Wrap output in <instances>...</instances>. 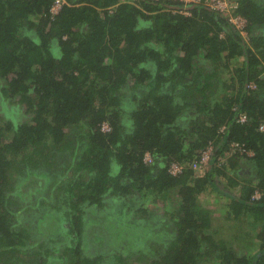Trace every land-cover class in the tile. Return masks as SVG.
<instances>
[{
	"label": "trees",
	"instance_id": "trees-1",
	"mask_svg": "<svg viewBox=\"0 0 264 264\" xmlns=\"http://www.w3.org/2000/svg\"><path fill=\"white\" fill-rule=\"evenodd\" d=\"M54 2L0 0V264H264V0L235 1L247 41L203 5Z\"/></svg>",
	"mask_w": 264,
	"mask_h": 264
},
{
	"label": "rangeland",
	"instance_id": "rangeland-1",
	"mask_svg": "<svg viewBox=\"0 0 264 264\" xmlns=\"http://www.w3.org/2000/svg\"><path fill=\"white\" fill-rule=\"evenodd\" d=\"M199 61V60H198ZM200 61H202L203 62V60L201 59ZM224 78H225V76H224ZM60 160H61V158H60ZM66 179H67V177H66ZM215 195V193L214 192H211V191H206V192H203L201 195H200V198H199V201H200V203L203 205V206H206L207 208H209V209H213L215 206L216 207H218L219 208V205H217V204H213V200H211V199H213L212 197ZM217 195H215L214 196V198L216 197ZM56 199H58V197H56L55 199H52V200H48V201H53V200H56ZM169 203V201H165V202H162V200H157V201H154L153 200V198H149V199H146V200H144L143 201V203L141 204V203H137L139 206H140V208L138 209V210H142L143 212L142 213H138V212H136L135 214H132L131 216H130V218H129V221H139V222H141L143 225H145V226H150L151 227V230L153 229V230H156V232L155 231H153L155 234H157L158 233V231H159V229L158 228H161L162 229V225H161V222H160V218H162V217H164L165 215H164V212L166 211V206H167V204ZM225 203H226V201L225 200H223V201H221V204L222 205H225ZM109 208H110V205H109V203H108V199L106 198L105 199V211H108L109 210ZM222 211L223 210H219V212L218 211H216L215 213H213V217H212V219H213V221H215V219H218V220H220V222H221V225H222V227H221V232L222 233H224V234H227V232L229 231V226H233V223H231V222H229V223H226V221H222L223 219L221 218V216H222ZM218 220H217V222H218ZM43 221H44V218H43ZM219 222V223H220ZM218 223V224H219ZM41 225H43V223H40ZM51 224H53V222L51 223ZM41 225H39V226H35V227H37V228H40L41 229ZM142 232V231H141ZM63 234V233H62ZM125 235V234H124ZM123 236V235H122ZM154 238H156V239H158L155 235H154ZM40 239H42L40 236H36L35 238H34V242H32V240H31V244H33V246L34 245H36V243L38 242V240L39 241H42V242H44V238H43V240H40ZM65 242H66V240H65ZM65 242H62V244H64ZM149 242H152L151 244H150V246H147L146 248L145 247H143L142 245H141V247H139L137 250H152V248L153 247H156V245L157 246H160V245H162V242H161V240L160 241H158V242H153V241H150V240H148V241H146L145 243L147 244V243H149ZM142 243V242H141ZM30 244V243H29ZM153 247H152V246ZM32 246V247H33ZM64 247L65 246H68L69 248H70V246L69 245H63ZM98 249H100V245L97 247ZM38 249V248H37ZM132 250H135V249H132ZM41 251H43L44 252V250H32V252H34L35 254H32L33 256L32 257H34L35 259L34 260H37V259H39L40 258V256L37 254V253H41ZM64 251H69V250H63V249H61V250H57V252H59V253H57V254H55L54 256H58V257H60L61 258V261H62V264H70L71 263V261H72V257H71V254L74 256V254H73V252L70 254V252H64ZM139 257V258H138ZM138 257H136V256H133V258H130L129 260H128V263L129 264H146V263H148V259H147V257H141V256H138ZM110 257L108 256L107 258H105V259H109ZM139 259V260H138ZM206 259H208L207 261H204L206 264L208 263V262H210L211 261V258H209V257H206ZM210 259V260H209ZM27 260H29V261H32L31 259H28L27 258ZM211 263V262H210ZM209 263V264H210Z\"/></svg>",
	"mask_w": 264,
	"mask_h": 264
},
{
	"label": "built area",
	"instance_id": "built-area-1",
	"mask_svg": "<svg viewBox=\"0 0 264 264\" xmlns=\"http://www.w3.org/2000/svg\"><path fill=\"white\" fill-rule=\"evenodd\" d=\"M154 2H159V1H167V2H172V3H177V4H181L184 8H187L189 6H195V5H203L208 7L209 9L221 13V14H225V16L228 19V22L239 32L240 36L243 37L245 39V41H247V34L245 32V27L247 25L246 20L239 16V15H234L231 13V11L236 8V2L234 0H152ZM62 5L61 0H55L54 4L52 5L51 8V13L52 15H54L55 13H57V11L60 9ZM186 15H188L187 12H185ZM247 121V116L245 114H239L238 118H237V122L240 124H244ZM101 130L103 132H108L109 131V126L108 124L104 123L101 126ZM224 130V128H221V131ZM259 130H261L262 132H264V126H260ZM233 148H236L237 150L240 151L241 154H245L246 156H251L252 153L249 151H245L243 150L239 145L237 144H233ZM211 155V149L208 148L207 150L203 151L201 154V158L200 161L198 163V165H196L195 163V168H197L198 170H200V174L202 173L201 170L203 169V167H205L207 165V163L209 162V158ZM149 155L145 154L144 156V160L149 161ZM181 172V167L178 166L177 164H173L172 167L170 168V173L172 175H176L179 174ZM259 198V194L255 193L252 196V199H258Z\"/></svg>",
	"mask_w": 264,
	"mask_h": 264
},
{
	"label": "crops",
	"instance_id": "crops-1",
	"mask_svg": "<svg viewBox=\"0 0 264 264\" xmlns=\"http://www.w3.org/2000/svg\"><path fill=\"white\" fill-rule=\"evenodd\" d=\"M236 1V0H234ZM241 61V59H240ZM262 80H263V83H264V72H263V75L261 76ZM259 98V103H264V92L258 97ZM252 173V172H251ZM252 175H254V172L252 173ZM222 183L225 182L224 179H221ZM109 203V202H108Z\"/></svg>",
	"mask_w": 264,
	"mask_h": 264
}]
</instances>
